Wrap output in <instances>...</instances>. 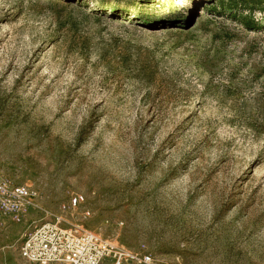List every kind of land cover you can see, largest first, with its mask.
<instances>
[{
    "label": "rangeland",
    "instance_id": "1",
    "mask_svg": "<svg viewBox=\"0 0 264 264\" xmlns=\"http://www.w3.org/2000/svg\"><path fill=\"white\" fill-rule=\"evenodd\" d=\"M228 3L0 0V172L37 193L2 256L61 216L152 264H264V12Z\"/></svg>",
    "mask_w": 264,
    "mask_h": 264
},
{
    "label": "built area",
    "instance_id": "2",
    "mask_svg": "<svg viewBox=\"0 0 264 264\" xmlns=\"http://www.w3.org/2000/svg\"><path fill=\"white\" fill-rule=\"evenodd\" d=\"M37 193L26 185L14 184L0 172V212L16 214ZM84 201L76 195L73 206ZM20 256L31 264H152V257L137 256L95 233L65 224L61 216L43 222L27 232L21 241Z\"/></svg>",
    "mask_w": 264,
    "mask_h": 264
},
{
    "label": "trees",
    "instance_id": "3",
    "mask_svg": "<svg viewBox=\"0 0 264 264\" xmlns=\"http://www.w3.org/2000/svg\"><path fill=\"white\" fill-rule=\"evenodd\" d=\"M239 0H228V5H227V8L230 10V11H234V13H238V12H241L239 14V16H242L244 15V12L245 10H239V8H244V9H247L250 13H253L258 7V10L260 12H264V7L262 6L263 4V0L262 1H259L257 2L256 0H243L242 2H238ZM222 6H224V4H221ZM235 15V14H234ZM245 22H244V25L246 28H249V29H253L254 25L252 22H247L246 20L248 19V17H245Z\"/></svg>",
    "mask_w": 264,
    "mask_h": 264
},
{
    "label": "crops",
    "instance_id": "4",
    "mask_svg": "<svg viewBox=\"0 0 264 264\" xmlns=\"http://www.w3.org/2000/svg\"><path fill=\"white\" fill-rule=\"evenodd\" d=\"M23 238V237H22ZM21 238V241H22ZM7 248L10 247H1L0 245V264H31L26 262L21 256L15 252L13 254H4L1 255V251H6Z\"/></svg>",
    "mask_w": 264,
    "mask_h": 264
}]
</instances>
